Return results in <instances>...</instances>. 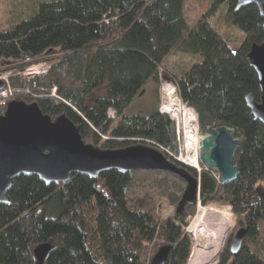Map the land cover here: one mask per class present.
Wrapping results in <instances>:
<instances>
[{
  "label": "trees",
  "instance_id": "16d2710c",
  "mask_svg": "<svg viewBox=\"0 0 264 264\" xmlns=\"http://www.w3.org/2000/svg\"><path fill=\"white\" fill-rule=\"evenodd\" d=\"M187 1H44L30 18L0 30V71L10 64L8 69L25 70L27 57L48 55L53 62L49 72L32 79L11 74L13 87L29 92L1 100L0 114L13 99L37 102L52 119L68 116L86 143L111 150L152 145L200 182L199 198L179 209L187 182L170 172L113 169L99 178L73 174L59 184L19 175L9 192L10 204H0V264H34L33 249L43 242L56 245L46 264H150L162 245L172 248L166 264H187L193 239L184 225L199 200L231 204L236 229L245 230L237 254L230 241L219 264H264V124L246 103L248 93L257 101L262 96L248 54L253 44L264 42V18L254 3L237 8L238 0H218L227 5L228 22L244 33L233 49L208 13L184 36ZM179 50L188 59L201 58L167 75L183 104L197 112L200 131L224 125L240 140L233 182H219L210 169L199 173L176 161V122L159 106L150 114L124 113L135 96L143 95L147 82L159 83L166 58ZM106 79V92L87 107L85 98ZM162 197L176 208L167 218L160 212Z\"/></svg>",
  "mask_w": 264,
  "mask_h": 264
},
{
  "label": "water",
  "instance_id": "95a60500",
  "mask_svg": "<svg viewBox=\"0 0 264 264\" xmlns=\"http://www.w3.org/2000/svg\"><path fill=\"white\" fill-rule=\"evenodd\" d=\"M254 3L264 18V0H238L237 8ZM264 26V23H263ZM248 59L258 72L262 96L257 101L248 93L251 113L264 124V42L251 46ZM5 82L0 79V89ZM234 129L211 126L200 147V160L221 173L222 182H233L239 170L234 155L240 144ZM117 169L121 172L164 171L187 182L180 208L194 202L200 195L199 180L186 168L177 165L149 144H134L123 149H104L86 143L76 124L66 115L56 119L41 111L37 102L13 99L0 114V204H10L9 192L15 177L35 175L46 184L67 182L73 174L99 178L102 172ZM230 244L233 254L241 248L245 230L238 229ZM54 243L43 242L33 249L34 264H46ZM170 245H162L150 264H166Z\"/></svg>",
  "mask_w": 264,
  "mask_h": 264
},
{
  "label": "rangeland",
  "instance_id": "374dc122",
  "mask_svg": "<svg viewBox=\"0 0 264 264\" xmlns=\"http://www.w3.org/2000/svg\"><path fill=\"white\" fill-rule=\"evenodd\" d=\"M44 1L46 2V1H51V0H0V30L7 28L8 25H15V24L19 23V21H21L22 19L30 18V16L34 15L39 10V8H40L39 6H40L41 2H44ZM185 7H186V9H185L186 18L188 19V27H186L184 36H186L188 34V32H190V30H192L191 28H194V26L198 23V21L202 15H205L206 13H208L209 14L208 17L210 18V22L212 23V25L218 29V32L220 33V35L229 42V45L233 49L238 48L241 45V43L243 42V40L245 38L244 33L239 27H236L235 25L230 24L228 22L227 16H226L227 5H225V3H223V1H218V0H188ZM53 53L55 54V56H58L57 52H53ZM53 53H51V54H53ZM175 53H177V54H175ZM175 53H174V55H171V56L169 55L165 60L167 65H166V67L164 66L162 68L163 74H165L164 80L162 81V83H161V78H160L159 83L157 84L158 86L155 85V83L152 81L147 82L145 84L146 90L143 93V95L135 96L133 101L126 107V109L124 111V113L126 115L138 114V113H143V112L147 113V114L153 113L155 110L157 99H159L158 100L159 101V107H160L161 99H162V107L164 109L165 107L163 104V96L161 94L162 89L164 87V83H170L173 85V87H176V89H177V85L174 84L171 81V79H169L167 77V75L169 77H173L172 72L176 71L177 73H180L181 70H186L187 68L191 67L194 63H196L197 61H200V59H201L198 55L193 56V58H191V59H188L189 54L186 53L185 51L183 52V51L179 50V51H176ZM41 59H43V58H40V60ZM44 59L46 61H40V60L35 59V61L37 62L36 64H40V63L47 64L48 63L47 58H44ZM52 63L53 62L51 61V64ZM11 65H13V64H10L9 67L3 66L1 69H3V68H5V69H3V71H0V74L6 75L9 77L11 76V74H18L21 77H23V75L21 74L22 71L17 72L16 69H8L11 67ZM8 80L10 82H12L10 79H8ZM107 83H108V79L105 80L103 85L98 86L97 89H94L93 91H91L88 94V96L85 98L87 107L93 106L96 98L99 97L100 95H103L106 92ZM27 90H29V89H26V88H22V89L17 88L16 89V88H14V92H16L14 95H16L17 93H20L22 91L27 92ZM156 91H157V93H156ZM156 94L159 98L156 96ZM177 95H178V93H177ZM178 96L180 98V95H178ZM0 101H1V99H0ZM182 106H183V104H182ZM187 108L191 109V110L194 109L191 106L190 107L187 106ZM165 111L169 112L166 109H165ZM193 112H195L194 114L196 116L197 112L195 111V109L193 110ZM169 113L173 117H175L176 119L179 120V125L181 128L182 124H181L179 117H177V114L173 115L174 113H171V112H169ZM196 117H197V127H198L199 116H196ZM181 129L183 131V138H182V133L180 136L182 139H184L183 149L185 150L186 145H187L186 144L187 139L185 138L186 132H184L183 128H181ZM198 133L202 137L207 136V132L203 133V132L199 131V129H198ZM180 139H179V143H181ZM184 164H186V163H184ZM186 165H188V164H186ZM201 168L206 169L205 165L204 166L200 165V169ZM215 171L216 170H214L213 172H215ZM198 172L200 173V171H198ZM198 202H200V200ZM159 203L161 205V211L160 212H161L162 216L167 218V217H170L174 214L176 208L174 205L168 204V201L166 200V198L162 197L160 199ZM226 208H228V209H226ZM200 209H201V212L205 209L206 210L205 213H207V212L210 213L213 210H223V216H224V214H228L229 217L231 218V220L233 221V227L229 231V234H228V237H227L225 244L223 243V245H224L222 248L223 250H221V252L218 256L219 258L215 262V264H219L220 260L222 258L221 256L227 248V244H229L230 241L232 242V240L235 236L234 234L238 230V229H236L238 226L237 215L235 213H232V205L229 203L221 204L218 202H213V203H210L207 205H204L202 203L200 205V203H198L194 214H192L191 216L188 217V220H187L188 222H187V224L184 225L185 230H186V227L191 224V222L195 221V218L198 215L197 213ZM186 232H187V230H186ZM232 234H233V236H232ZM194 244H195V241L193 240V246H192L193 250H194ZM193 250H192V253H193ZM187 264H188V262H187Z\"/></svg>",
  "mask_w": 264,
  "mask_h": 264
},
{
  "label": "bare ground",
  "instance_id": "6f19581e",
  "mask_svg": "<svg viewBox=\"0 0 264 264\" xmlns=\"http://www.w3.org/2000/svg\"><path fill=\"white\" fill-rule=\"evenodd\" d=\"M53 56H55V54H53ZM53 56H49V57H53ZM28 59L29 57H27V59L25 60V62L27 63V66L30 63ZM40 61H46V60L43 59ZM26 68L25 70L22 71V73H24L27 70ZM32 74L33 75L36 74V71L32 70L30 75ZM176 92L178 93L176 87H173V85L170 83H164V87L162 89L161 94L163 96V104L165 108L163 109L162 107V99H161L160 106L162 107L163 112L161 111V108H160V111L162 113L169 114L175 120L176 128H177V121L179 125V120L173 117L169 112L174 113L173 115L177 114V117H179L181 124H182L181 128H183L184 132H186L185 138L187 139V142H186L187 145L184 150L183 149L184 139L179 138L180 141L183 142L182 148H181L182 152H181V157H180L182 161L180 162H182L183 164L186 163L188 165H191L192 167H194L197 171H200L201 173L202 168L198 170L202 162L200 160L199 151L201 147L200 144H202L201 142L203 141L204 137H202L198 133V129L200 131L199 120H198V127H197V117L194 114L195 112H193L194 109L193 108H192L193 110L188 109L187 106L183 104L182 100H180L181 98H179ZM165 109L169 112H166ZM112 116H115V115H112ZM179 128H180V125H179ZM181 128L180 130H181L182 138H183V131ZM208 129H207V134H208ZM177 134H178V128H177ZM176 161H179V160L176 159ZM204 165L206 169H210L213 171L215 170L214 168H209L206 164ZM216 172H219V171L216 170ZM219 174L221 176L220 172ZM201 209L198 211L197 213L198 215L196 216L195 221H193L191 224L190 233L187 231L189 235L191 234L190 236L195 241L194 250L190 256V260L188 264H215L216 260H218L219 258L218 256L221 250H223L222 249L224 246L223 243L225 244L229 231L233 227V221L231 220L228 214H224L223 216V210H213L210 213L209 212L205 213L206 210L204 209L201 212Z\"/></svg>",
  "mask_w": 264,
  "mask_h": 264
},
{
  "label": "built area",
  "instance_id": "2783aa9c",
  "mask_svg": "<svg viewBox=\"0 0 264 264\" xmlns=\"http://www.w3.org/2000/svg\"><path fill=\"white\" fill-rule=\"evenodd\" d=\"M54 54V53H53ZM52 54V55H53ZM48 55H46V56H43V58H48L47 57ZM29 60V65L27 66V70L24 72V73H22L21 72V74L23 75V77L24 78H27V79H32V77H35V76H37V75H43V73H47V72H49L50 71V69H51V66H52V64L50 63V62H46L47 64H45V63H40V64H36L37 62L35 61V59H31V58H29L28 59ZM32 70H34V71H36V74H32V75H30V73L32 72ZM160 74V76H161V83H162V81L164 80V74L162 73V71L159 73ZM0 79L2 80V81H4L5 82V86L2 88V89H0V99L2 100V101H6V100H8V99H10L12 96H14V94L16 93V92H14V87H13V85H12V82H10L8 79H9V76H6V75H3V74H0ZM28 92H29V90H27ZM57 94V89H56V87L55 88H53V95L55 96ZM161 107V106H160ZM161 111L163 112V110H162V107H161ZM115 110L114 109H110V115H115ZM177 128H178V138H181V130H180V128H179V125H178V121H177ZM182 139V138H181ZM182 143L183 142H181L180 143V150H181V148H182ZM181 152H182V150L180 151V153H179V155L176 157V159L177 160H179V161H182L181 159H180V157H181ZM170 153V152H169ZM172 155V154H171ZM198 170H200V168H198ZM214 175H215V177H216V179L219 181V182H221L220 181V179H221V176H220V174L218 173V172H214ZM201 205V204H200ZM191 224H192V222H191ZM191 224L190 225H188L187 227H186V230L190 233V230H191Z\"/></svg>",
  "mask_w": 264,
  "mask_h": 264
},
{
  "label": "crops",
  "instance_id": "0c3cea01",
  "mask_svg": "<svg viewBox=\"0 0 264 264\" xmlns=\"http://www.w3.org/2000/svg\"><path fill=\"white\" fill-rule=\"evenodd\" d=\"M157 106H159V101H158V100H157V103H156L155 109L158 108Z\"/></svg>",
  "mask_w": 264,
  "mask_h": 264
}]
</instances>
